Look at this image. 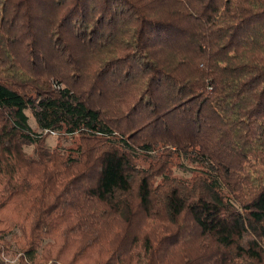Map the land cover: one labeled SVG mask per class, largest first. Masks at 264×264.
Instances as JSON below:
<instances>
[{"label":"trees","instance_id":"1","mask_svg":"<svg viewBox=\"0 0 264 264\" xmlns=\"http://www.w3.org/2000/svg\"><path fill=\"white\" fill-rule=\"evenodd\" d=\"M4 252L264 264V0H0Z\"/></svg>","mask_w":264,"mask_h":264},{"label":"rangeland","instance_id":"2","mask_svg":"<svg viewBox=\"0 0 264 264\" xmlns=\"http://www.w3.org/2000/svg\"><path fill=\"white\" fill-rule=\"evenodd\" d=\"M27 114V122L31 127H33L35 130H38V128L34 124L33 117L31 115V112L29 110L24 111ZM44 132V130H42ZM76 133H71V135H65L60 132H45L43 134V140L44 144L48 147H69L71 145H74L75 141L77 140ZM32 148L33 145L30 144L24 148L25 152L27 154H32ZM178 169H175V173L178 172ZM3 260V264H14L15 261V255H13L10 252H4L3 254H0Z\"/></svg>","mask_w":264,"mask_h":264},{"label":"built area","instance_id":"3","mask_svg":"<svg viewBox=\"0 0 264 264\" xmlns=\"http://www.w3.org/2000/svg\"><path fill=\"white\" fill-rule=\"evenodd\" d=\"M44 131L46 130V129H43ZM50 132H53V131H50Z\"/></svg>","mask_w":264,"mask_h":264}]
</instances>
